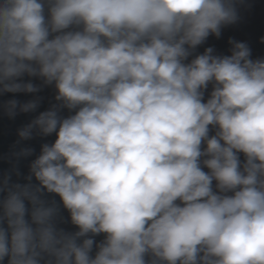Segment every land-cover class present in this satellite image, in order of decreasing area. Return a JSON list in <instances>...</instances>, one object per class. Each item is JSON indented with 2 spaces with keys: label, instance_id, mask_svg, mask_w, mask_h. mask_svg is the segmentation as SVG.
I'll use <instances>...</instances> for the list:
<instances>
[{
  "label": "clouds",
  "instance_id": "9594fccd",
  "mask_svg": "<svg viewBox=\"0 0 264 264\" xmlns=\"http://www.w3.org/2000/svg\"><path fill=\"white\" fill-rule=\"evenodd\" d=\"M253 6L0 0V264H264Z\"/></svg>",
  "mask_w": 264,
  "mask_h": 264
},
{
  "label": "water",
  "instance_id": "95a60500",
  "mask_svg": "<svg viewBox=\"0 0 264 264\" xmlns=\"http://www.w3.org/2000/svg\"><path fill=\"white\" fill-rule=\"evenodd\" d=\"M253 8L251 11L244 13V20L236 25L231 26L223 31L221 39L210 37L207 45H213L220 52L227 53L230 47L227 43L229 37H235L237 40H246L249 42L253 50V58L264 56V44L259 42V37L264 35V0H253ZM201 51L203 48L200 49ZM50 90H46L44 95H49ZM12 94H9L11 96ZM20 99H26L23 94L19 95ZM30 117L28 115H20L14 121L0 117V154L8 151L10 145L16 139V129L26 123ZM38 143V142H32ZM9 165L6 161L0 159V171L7 168ZM26 172L27 165L24 162L21 165Z\"/></svg>",
  "mask_w": 264,
  "mask_h": 264
}]
</instances>
